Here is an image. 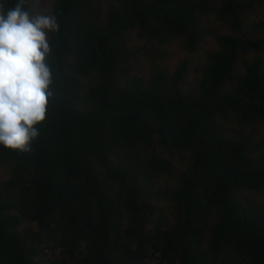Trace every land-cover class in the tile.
<instances>
[{"label": "trees", "instance_id": "obj_1", "mask_svg": "<svg viewBox=\"0 0 264 264\" xmlns=\"http://www.w3.org/2000/svg\"><path fill=\"white\" fill-rule=\"evenodd\" d=\"M257 5L49 1L54 95L31 152L0 148V264H264ZM175 43L206 57L170 70Z\"/></svg>", "mask_w": 264, "mask_h": 264}, {"label": "clouds", "instance_id": "obj_2", "mask_svg": "<svg viewBox=\"0 0 264 264\" xmlns=\"http://www.w3.org/2000/svg\"><path fill=\"white\" fill-rule=\"evenodd\" d=\"M0 0V148L28 153L48 116L55 75L48 58L55 15L34 12L29 0Z\"/></svg>", "mask_w": 264, "mask_h": 264}, {"label": "rangeland", "instance_id": "obj_3", "mask_svg": "<svg viewBox=\"0 0 264 264\" xmlns=\"http://www.w3.org/2000/svg\"><path fill=\"white\" fill-rule=\"evenodd\" d=\"M49 1L50 0H32V11L34 12H45L49 14ZM255 13L257 14V18L255 20H251L249 22L250 28V37L253 36H258V35H263L264 34V6L261 5H257L255 8ZM252 31H254V33H252ZM132 43L138 44L139 40L134 37L133 40L131 41ZM208 45L211 46L210 50L212 48L215 47L214 41L213 39H208ZM168 56L165 60V66L166 68L173 70L181 60L187 59V58H194L193 62H195V60L198 59H203L206 57V52H201L202 54L198 55H194L192 56L188 51H186L185 49L181 48L177 43H175L174 45H168ZM263 59H264V53L262 54ZM198 57V58H197ZM247 59L252 58V54H247ZM145 71V73L148 71V68L146 67L145 70H143V72ZM262 137H264V135L262 134V132H260V130L258 131ZM10 177V171L7 168H3L0 170V180H7ZM59 253V252H58Z\"/></svg>", "mask_w": 264, "mask_h": 264}]
</instances>
